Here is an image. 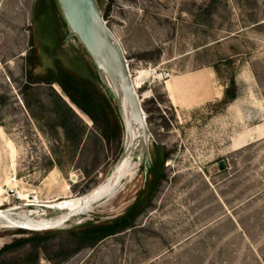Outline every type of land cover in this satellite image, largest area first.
Wrapping results in <instances>:
<instances>
[{
	"label": "rangeland",
	"instance_id": "1",
	"mask_svg": "<svg viewBox=\"0 0 264 264\" xmlns=\"http://www.w3.org/2000/svg\"><path fill=\"white\" fill-rule=\"evenodd\" d=\"M99 4L133 76L157 67L170 75L208 71L211 99L177 107L166 78L146 79L138 92L148 144L141 157L138 141L127 154L136 174L59 228L0 222V264H264V0ZM60 69L98 87L120 138L106 142L58 83L33 82ZM232 80L237 97L225 103ZM116 107L55 0H0V189L8 201L0 207L51 217L59 211L44 207L47 200L106 182L126 143ZM157 167L164 177L153 189ZM11 186L40 203L26 205ZM139 202L129 226L95 245L82 240V230L120 219Z\"/></svg>",
	"mask_w": 264,
	"mask_h": 264
},
{
	"label": "water",
	"instance_id": "2",
	"mask_svg": "<svg viewBox=\"0 0 264 264\" xmlns=\"http://www.w3.org/2000/svg\"><path fill=\"white\" fill-rule=\"evenodd\" d=\"M69 28V36H76L94 64L104 87L115 98L121 117L126 143L114 170L127 158L134 142L140 148L148 144L150 131L142 100L134 87L130 66L122 43L108 25L98 0H55ZM134 129L139 133L134 137ZM225 167L224 161L219 162ZM49 208L47 205L45 206Z\"/></svg>",
	"mask_w": 264,
	"mask_h": 264
},
{
	"label": "trees",
	"instance_id": "3",
	"mask_svg": "<svg viewBox=\"0 0 264 264\" xmlns=\"http://www.w3.org/2000/svg\"><path fill=\"white\" fill-rule=\"evenodd\" d=\"M99 1V0H98ZM106 17V16H105ZM50 76V77H49ZM47 78L37 79L33 82H46V83H58L65 94L71 99V101L85 114H87L92 121L100 128L101 136L106 142H111L112 137L118 139L121 137L122 129L120 124L115 120L114 116L112 120L111 108L104 95L98 89L96 85L90 80H79L72 73L60 69L58 77L53 70L48 71ZM237 97V86L234 80L226 88L223 102L229 103ZM63 104L68 106L66 102L62 100ZM168 153H164L161 165L163 166L165 159L168 157ZM163 175H160L158 167L155 170V179L153 183V189L163 179ZM162 178V179H161ZM142 202V201H141ZM139 202L129 212H127L120 219L108 223H100L91 225L82 230V240L89 243V245H95L107 236L113 235L123 228L129 226L133 222L134 212L142 204Z\"/></svg>",
	"mask_w": 264,
	"mask_h": 264
},
{
	"label": "bare ground",
	"instance_id": "4",
	"mask_svg": "<svg viewBox=\"0 0 264 264\" xmlns=\"http://www.w3.org/2000/svg\"><path fill=\"white\" fill-rule=\"evenodd\" d=\"M131 72V69H130ZM137 76H133L132 79L134 83V87L136 89L137 94L139 95L138 88L146 81V79L153 77H162L159 73V68L157 70H153V68L140 69ZM172 77L169 75L166 78V82ZM165 82V83H166ZM167 89L171 94H175L173 86L169 81L167 84ZM139 98L141 99L140 95ZM142 100V99H141ZM139 132L134 129V137H137ZM136 173L133 171L132 163L129 161L128 157L125 158L120 165L113 171V174L110 175L108 180L101 185L93 188L86 194H83L78 197H66L62 199L56 200H47V206L50 209H56L59 211L58 215L51 217H41L38 215H34L32 213L19 214L16 215L15 211L18 208L17 205L3 208L0 207V222L4 223L6 227H24L33 231H41L47 229H54L61 227L64 223L69 221L73 216L84 214L87 210H89L90 206L100 198H104L106 196L112 195L119 187L122 185L125 179L134 176ZM75 177V176H74ZM17 181V178L8 179V184L11 181ZM15 183H13L14 185ZM13 191L16 192L19 198L27 200L29 195L25 192L18 191L11 186ZM4 188L0 189V204L7 203L6 197L3 198ZM17 212V211H16ZM45 212V211H44ZM18 213V212H17ZM37 216L39 218H37ZM43 216V215H42ZM67 224V223H66Z\"/></svg>",
	"mask_w": 264,
	"mask_h": 264
},
{
	"label": "crops",
	"instance_id": "5",
	"mask_svg": "<svg viewBox=\"0 0 264 264\" xmlns=\"http://www.w3.org/2000/svg\"><path fill=\"white\" fill-rule=\"evenodd\" d=\"M209 72H200L194 71L190 73L184 74H174L172 77L166 82V91L171 99L173 105L177 107L184 106L187 102L199 103L203 102V100L211 99L212 93L208 90V83L203 81L204 78H209ZM171 82V85L174 88L175 96L177 97L178 102L174 103L171 94L167 89L168 82ZM11 148V156L15 164V157L17 154L16 147L13 142H8ZM3 187V186H0Z\"/></svg>",
	"mask_w": 264,
	"mask_h": 264
},
{
	"label": "built area",
	"instance_id": "6",
	"mask_svg": "<svg viewBox=\"0 0 264 264\" xmlns=\"http://www.w3.org/2000/svg\"><path fill=\"white\" fill-rule=\"evenodd\" d=\"M153 70H157V68H153ZM159 73H160V75H161L162 77H164V78H168L169 75H170L168 72H166V71H161L160 69H159ZM27 200H28V201H27L26 205H28V206H35V205H37V204L40 203V198H39V195H38V194L29 195V197H28ZM44 207H45V206H44ZM46 208H47V207H46Z\"/></svg>",
	"mask_w": 264,
	"mask_h": 264
}]
</instances>
